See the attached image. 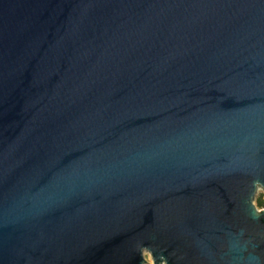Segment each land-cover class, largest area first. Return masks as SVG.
I'll use <instances>...</instances> for the list:
<instances>
[{"label":"water","instance_id":"1","mask_svg":"<svg viewBox=\"0 0 264 264\" xmlns=\"http://www.w3.org/2000/svg\"><path fill=\"white\" fill-rule=\"evenodd\" d=\"M264 0H0V264H264Z\"/></svg>","mask_w":264,"mask_h":264},{"label":"rangeland","instance_id":"2","mask_svg":"<svg viewBox=\"0 0 264 264\" xmlns=\"http://www.w3.org/2000/svg\"><path fill=\"white\" fill-rule=\"evenodd\" d=\"M260 200L264 202V193H263L262 190H259V191H258V193H257L256 196H255V199L253 200V204H254V206H255L258 210L264 209V206H263V207H260V206L258 205V202H259ZM145 259H146V261L148 262V264H152L151 259H150V257H149L148 255H145Z\"/></svg>","mask_w":264,"mask_h":264},{"label":"trees","instance_id":"3","mask_svg":"<svg viewBox=\"0 0 264 264\" xmlns=\"http://www.w3.org/2000/svg\"><path fill=\"white\" fill-rule=\"evenodd\" d=\"M258 205H259L260 207H263V206H264V202L260 200V201L258 202Z\"/></svg>","mask_w":264,"mask_h":264}]
</instances>
